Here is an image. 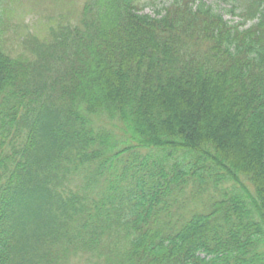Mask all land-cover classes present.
<instances>
[{"label": "trees", "instance_id": "1", "mask_svg": "<svg viewBox=\"0 0 264 264\" xmlns=\"http://www.w3.org/2000/svg\"><path fill=\"white\" fill-rule=\"evenodd\" d=\"M154 1L0 0V264H264V0Z\"/></svg>", "mask_w": 264, "mask_h": 264}, {"label": "rangeland", "instance_id": "2", "mask_svg": "<svg viewBox=\"0 0 264 264\" xmlns=\"http://www.w3.org/2000/svg\"><path fill=\"white\" fill-rule=\"evenodd\" d=\"M50 2L52 0H15L13 5V21L16 23L20 22L24 27L29 26V28L37 27L41 32L44 31L45 25L49 21L58 15V12L52 10L51 6H42L43 2ZM84 0H68L66 3V8L69 12H78L81 4ZM207 4H210L214 9L220 11L225 19H230L233 21L238 20L236 16H233L227 12L228 7L223 5L220 0H205ZM10 2V0H8ZM161 3L159 0H155L153 3L149 2L144 6V12L151 15L160 8ZM53 16V17H52Z\"/></svg>", "mask_w": 264, "mask_h": 264}]
</instances>
